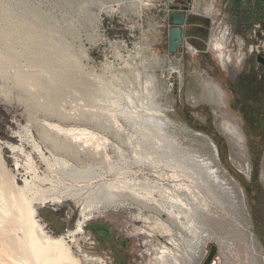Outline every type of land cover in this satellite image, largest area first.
Returning <instances> with one entry per match:
<instances>
[{"label": "rangeland", "instance_id": "obj_1", "mask_svg": "<svg viewBox=\"0 0 264 264\" xmlns=\"http://www.w3.org/2000/svg\"><path fill=\"white\" fill-rule=\"evenodd\" d=\"M168 2L0 0V173L7 174L9 178L15 176L19 185H23L27 176L28 180L32 179L25 168L30 159L36 172L46 178L47 182L42 187L50 186V182L56 188L66 186L80 191L79 198L46 203L37 209L39 222L51 236L74 229L82 217V202L92 204L86 210L92 218L85 223L84 233L65 236L69 251L81 264L152 262L157 248L153 244L156 242L151 236L139 231L140 228L157 231L158 215L149 207L154 206L153 202L147 203L144 198H139L145 201L146 207L131 203L127 196L121 194V189L116 191L118 195L110 202L109 198H104L106 195L101 190L103 188L99 189L98 185L113 181L111 183L119 186H133L128 187L126 192L151 190L152 197L162 200L165 199L161 194L162 188L166 187L171 193L170 184L179 181L189 184L187 178H184L182 166L177 168L181 163H175L182 159L185 150L191 152L200 147L188 135L187 127L203 132L212 139L221 165L243 188L245 203L251 215V229L264 249V65L257 60V56L264 58V0H191L193 12L183 27L186 42L178 48L176 54L169 53L166 19ZM178 2L175 0V3ZM207 4L213 6L212 15L203 12ZM225 23L229 25L228 46L232 50V62L224 67L208 42L211 34ZM237 36L243 39V47L239 46L240 38ZM187 43L197 48L195 53L190 52ZM242 48L245 58L241 64L234 66L233 55ZM177 61L182 64V74L171 72ZM206 79L221 85L228 104L227 111L246 137L252 160L250 176L231 162L227 143L214 125L213 108L205 102L194 103L202 92L201 83ZM147 92L154 94L149 95ZM148 105L156 107L152 108L155 112ZM164 105L167 106L166 111L161 110ZM141 106L147 107L150 112ZM135 111L141 116L135 114ZM159 113L175 125L164 128L165 131L157 128L159 132L156 135L159 136L163 131L159 137L163 142H160L164 145L168 141L166 146L176 154L165 148V145L160 146V139L155 135L156 123L153 122V125L151 122L155 119L147 117L148 114ZM138 116H144L143 120L137 119ZM146 117L150 119L148 124V120H144ZM139 122L155 127L153 131L158 139H154V135L149 137L153 132L151 127L146 128L145 125V131L151 129L147 131L149 134L146 137L144 125ZM47 123L68 128L83 127L98 133L102 139H98L97 143L95 140L93 143L89 141L86 146L87 139L82 136L81 140L74 143L72 154L40 133L45 124L43 126L52 132L51 136L71 140L70 136L50 130ZM28 135L34 144L29 142ZM169 143H176L173 146L179 147L174 148ZM13 146L22 148V151L12 150ZM163 148L168 149L169 153ZM160 149L166 155L159 152ZM181 149L183 152H179ZM172 154L176 158L180 157L178 161L172 159ZM171 163L177 166L173 167ZM17 165L21 166L20 170ZM83 171L90 174L85 173L88 178L82 176L86 178L83 181L88 179L92 182H81L78 175L81 177ZM174 172L178 175H173ZM181 174L182 179L179 177ZM102 177L103 180L100 179ZM205 201L206 209L202 205L195 208L194 203V208L191 207L196 216L193 220L197 221H194L197 226L195 229L200 228L195 233L199 235L201 231L200 235L206 237L207 241L200 264L208 257L212 245L219 247L214 231L216 226L219 227L218 220L225 211L222 209H227L224 202V205L215 203L210 195L206 196ZM139 214L145 220H136ZM101 227H106L108 234ZM233 242L228 245L227 256L220 248L217 249L210 264H247V257L241 254L236 239ZM176 243H179L175 250L177 253L182 251L184 255L187 252L186 257L192 255L186 244L184 246L179 241ZM51 252L54 251L48 253L54 254ZM236 253L240 255L237 257ZM52 256L44 258L51 260ZM87 257H99L102 261H90ZM44 258L38 257L35 261L39 263L34 262L40 264ZM58 263L70 264L65 260ZM10 264L14 262L10 261Z\"/></svg>", "mask_w": 264, "mask_h": 264}, {"label": "bare ground", "instance_id": "obj_2", "mask_svg": "<svg viewBox=\"0 0 264 264\" xmlns=\"http://www.w3.org/2000/svg\"><path fill=\"white\" fill-rule=\"evenodd\" d=\"M203 12L207 15H212L213 14L212 4H207L206 6H204ZM237 38H240V41L238 42L239 46L243 47V39L239 36H237ZM229 40H230L229 25L227 23H225L222 26H220V28L217 31H215L214 33L211 34L210 40L208 42V46L212 50L215 51L216 56L218 57L221 65L224 67L228 63H230L228 65H231V62H232V55H231L232 50L228 46ZM187 48L190 50L191 53H195V51L197 49L193 45H191L190 43H187ZM233 57L235 59L234 66H235V64H236V66H237V64H241V62L245 58V52H244L243 48H242V50H238L233 55ZM181 65H180V62L177 61L176 64L174 66H172L171 72L178 71L180 74H182ZM201 88H202L201 89L202 92L198 97L195 98L194 103L195 102H205L213 108V110H214V125L217 128V131L223 136V138L225 139V141L227 143V148H228L229 157H230L231 162L234 164V166L237 167V169L246 173L247 176H250L251 170H252V160H251V155L249 152L248 144L246 141V137H245L241 127L237 123V121L233 120L232 116L227 111L228 104L226 103L225 92H224L223 88L221 87V85L217 81L207 80V79L202 81ZM152 89H150V90L153 91ZM156 91H157V89H156ZM150 93H153V92H150ZM150 93H148V94L150 95ZM134 94H136V93H134ZM129 97H128V99H129ZM131 98H132V96H131ZM137 102H139V101H137ZM148 103H149V101H148ZM139 104H140V102H139ZM134 105H135V103H134ZM155 105L157 106V104H155ZM136 106H133V107L136 108ZM159 106L161 107V105H159ZM159 106H157V107H159ZM149 107H151V110H153L152 108H154V109L156 108L154 106L152 107L151 105ZM142 108H144V107H142ZM146 109H147V107L144 108V110H146ZM140 110H143V109H140ZM147 110H148V112H150L149 111L150 109H147ZM161 110L166 111L167 106L164 105V108H162ZM136 111H137V109H136ZM136 111H135V114L140 115L139 112H136ZM153 111L155 112V110H153ZM157 111H159V110H157ZM125 112L126 111L124 110V113ZM133 112H134V110H133ZM124 113H123V115L125 116L126 113L125 114ZM131 114H133V113H131ZM137 115H135V116H137ZM140 116H138L139 118L138 117H136V118L140 119L141 118ZM125 117H127V116H125ZM147 117H149L151 120H153V119L156 120V121L155 120L151 121L152 124H153V122L156 123V125H155V126H157L156 129L157 128H159V129L166 128L167 129L169 126L173 127L175 125L171 120L167 119L166 116L161 114V113H159L157 115L148 114ZM147 117L144 118V120L145 119L148 120ZM129 118H128V120H129ZM133 118H135V117H133ZM133 118H131V119H133ZM142 118L140 120H143ZM149 120H148V122H146V124H148L150 122ZM159 120H160L159 124L163 127H161L158 124ZM133 121L134 120H132L131 122H133ZM142 122H139V123H140V125H144L143 127H144V131H145V125L146 124H142ZM139 123H137V125ZM152 124H150V125H152ZM43 125L45 126V124H43ZM43 125L40 129V133L43 134L49 140H51L56 146L61 147L62 149L66 150V151L73 152L74 143L79 139L81 140L82 136L83 137L85 136L87 139V140L85 139L86 140V142H85L86 146H88L87 142H89V141L92 142L93 140H95L96 141L95 143H97L98 139L99 140L102 139V137H100L98 135V133H96L92 130L83 128V127H70V128H68V127L60 126L56 123H47L48 127H50V130L53 129L58 134H62L64 136H70L71 137V140L60 139L61 138L60 136H59L60 138L57 137L56 135L51 136L52 132L50 131L51 132L50 133L48 131V129L46 127H44ZM146 126H147L146 128L151 127L148 125H146ZM151 129H152L153 134H150L149 137L154 135L153 130L155 129V127L154 128L151 127ZM156 129H155V131L157 133L155 132V135L156 134L158 135L159 129H157V130ZM185 129H186L188 135L190 137H192L194 139V141L196 143H198V145L200 146L198 149L192 148L194 151L191 150V152H189V150L188 151L185 150L186 153L184 152V155L183 154H182V156L180 155L182 159H180L178 161L177 159H179L180 157L179 158L174 157L175 155H173V154L175 152L173 153L169 149L170 147L166 146V145H168L167 144L168 141L164 145H165V148H168L170 150V152L173 153L172 154L173 157L172 156H169V157H172V159L176 158L175 160L178 161V162H175L173 160L172 162H175L177 164L179 162L181 163V165L178 164L180 167L178 166L177 168H181V166H182L181 169L184 172V178L185 177L187 178V180L189 181V184H184L183 182L179 181L180 179L183 178V174H181L182 177L180 175L179 176L180 179L177 178L179 181L178 183H174L173 185L169 183L172 186L171 190H170V191H172L171 193L167 191L166 187L162 188L163 191L161 194H162V197L164 196L163 198H165V199H162V197L160 196L162 200H159V198L155 199L154 197H152V192L149 189H148L149 191H145V192H140L137 190L136 193L133 191H132V193H129V190H127V192H128L127 193L126 189H128V187H130V185L129 186L128 185L123 186L124 185L123 184V185L119 186V185H116L115 183H111L113 181H111V182L106 181V183L103 182V184L98 185V188L104 189V190L101 189L103 191V194L106 195L104 198H106V197L109 198L110 202H111V200H113V198L115 196L118 195L116 193V191L119 189H121L122 195L127 196L132 201L131 203L134 202L138 205H141L142 207H146L145 201H141V200H139V198L140 199L144 198L147 201V203H148V201L153 202L154 206H149V207L152 208L154 210V212H156V214L158 215L156 217L157 231L156 230L145 231L141 228L139 231L140 233L151 236L152 239L156 242V244H153L155 247L157 246L156 252H155L153 260L150 264H200L201 263L202 259L204 258V255H205L207 241H206V237H203L202 235H200L202 233L201 231L200 232L198 231L200 233L199 235L195 233L200 228L195 229L197 226L195 227V223H194L195 220H193V217H195L194 219H196V216H194V214L192 213L191 207H193L192 203H194L196 205V206H194L195 208L198 207V205L199 206L202 205L203 207L204 206L206 207L207 205L205 204V202H206L205 200H206L207 195L212 196L213 199L215 200V203L216 202L217 203L224 202L225 206H227V209H224V208L222 209L223 211L224 210L225 211L221 215L222 217L218 220L219 227L216 226L217 229H215V231H214L216 233V234H214V238L218 242L221 252L225 256H227L228 245H230V243L233 244L234 243L233 239H236L237 245H238L239 250L241 251V254L243 255V257L244 256L247 257V259H246L248 261L247 264H264V249H263L261 243L259 242L258 238L256 237V235L253 233V231L251 229V215H250L248 207L245 203V196H244L243 188L237 182V180L235 178H233L230 174H228L226 169L221 165L220 160L218 158L217 147L214 145L215 146V148H214L213 145L211 144L212 139L209 137L211 139V141H210V139L207 138L206 134L203 132L195 131V130H192L188 127ZM148 130L145 131L146 137L149 134V133L147 134ZM164 131H165V129H164ZM25 132H26V130H25ZM161 133H163V131ZM161 133H159V134L161 135ZM164 134H162V135H164ZM155 135H154V137H155ZM160 135L157 137L159 138ZM168 135H169V132H168ZM129 137H131V134ZM28 138H29L28 139L29 142H32L34 144V140L32 139V137L30 135H28ZM158 138L155 137L154 139L157 140ZM161 138H162V136H161ZM165 138H166V136H165ZM165 138L164 139L162 138V139L165 140ZM182 138H183V136H182ZM168 139L171 140L170 138H168ZM168 139H166V140H168ZM152 140H149V141L152 142ZM156 140H155V143H156ZM160 141H161V139L159 140V143L163 142V141H161V142ZM170 142H172V141H170ZM169 144H171V143H169ZM161 145H163V143H161L160 146ZM171 145L172 146L176 145V143H173ZM35 147H36V143H35ZM177 147H179V146H177ZM177 147H174V148H177ZM185 147H182V149H184ZM15 149H17V151H22V148L13 146L12 150H15ZM157 149H159V146H158V148H155L156 151H157ZM163 149H160L159 152L165 153L164 155H166V152L169 153V151H167L168 149L167 150L164 149L166 152H164ZM171 149H173V148H171ZM35 150H37V149H35ZM175 150H177V149H175ZM179 152H183V150L179 151ZM72 154H74V152ZM87 154H88V152H87ZM178 156H179V154H178ZM263 158H264V155H263ZM167 159H168V157H167ZM172 159H170V160H172ZM32 164L33 163L29 159L27 162V165L25 167L26 171L30 172V174L32 175V179L28 180L27 179L28 176H27L24 180L23 185H19V182L15 179V176L11 175L12 177L9 178V176H7V174H4L2 172L0 173L1 174L0 175V264H10V261H12V263L14 262V264H15V262H16V264H21V262L23 261L22 263L24 264L25 260L27 262V263L25 262V264H34L37 261L38 257H41V259H42V257L44 258L45 256H48V255H50V256L55 255L54 256L55 258L53 256H52L51 260H46V258H44V262H41V263L59 264L58 263L59 261L62 262L63 260H65L66 262L69 261L70 264L71 263L72 264H81L77 259H75L72 256L73 254L71 253V251H69V247L67 246V244L65 242V236H73L75 234L84 233L85 223L92 218L91 213L86 211V210H88L89 209L88 207L91 206L92 204L89 205L87 203L88 201L84 202V203L82 202V204H83L82 210H81L82 217L78 220L76 227L74 229H70L66 233L60 234L57 236L49 235L45 231L43 224L40 223L39 219L37 218V213H38L37 209L39 207L45 205L46 203L59 202L63 199H69V198L70 199H75L77 197L79 198V192L80 191L78 192V191H75L71 188L70 189L65 188L66 186L65 187L62 186L63 188H60V187L56 188V186H54L50 182H49L50 186L42 187V184H46L45 182H47L46 178H44L43 175L40 176L36 172V169ZM177 164L171 163V166H173V165L177 166ZM66 165H68V162ZM0 166L2 167L1 162H0ZM176 166H173V167H176ZM17 168H18V170H20L21 166H18ZM74 168L75 167H73V169ZM111 170H112V167H111ZM85 173L87 174L86 171L84 173H81L82 174L81 177H80V175H78L79 178H81V182L83 181V178L86 177L84 175ZM174 174H176V172H174L173 175ZM87 175H90V174L88 173ZM177 175H178V173L176 174V176ZM263 175H264V168H263ZM74 176H76V175H74ZM82 176H85V177H82ZM86 178H88V177H86ZM173 178H176V177H173ZM100 179L103 180V177ZM49 181H51V180H49ZM86 181H89V180L87 179V180L83 181V183ZM92 181L93 180H91L89 182H92ZM174 181H177V180H174ZM127 182H128V180H127ZM122 183H124V182H122ZM134 183H136V182H134ZM139 183H141V181ZM86 184H88V183H86ZM77 185H79V184H77ZM90 185H92V184H89L88 186H90ZM132 187H130V188H132ZM169 189H170V187H169ZM133 190H135V188H133ZM141 190H144V189H141ZM159 191L161 192V189ZM224 191H226V194ZM99 192L101 193V191H99ZM137 192H139V193H137ZM157 194H158V192H157ZM94 196L95 195H93V197ZM157 200H159V201H157ZM108 202H106V203H108ZM224 203H222V204L224 205ZM222 204H221V206H222ZM140 211H143V210H140ZM162 216H164V217H162ZM230 218H234V220H231ZM136 220L141 221V220H145V218H143V215L139 214L136 216ZM195 222H197V221H195ZM199 222H201V221H199ZM199 224H197V225H199ZM208 235H209V233H208ZM202 238H204V239H202ZM178 241L180 243H184L182 245L185 246V244H186L190 248V249L188 248V250H190V252L192 254L190 257H186V256H188L187 252H185V253H187L186 255L184 253L185 256L182 254L183 253L182 251H181L182 253L176 252L177 251L176 246H178L177 244H179L176 242H178ZM170 245H171V247H169ZM50 250L54 251V252H51L54 254H49L48 252ZM183 251H185V250L183 249ZM47 253H48V255H46ZM239 255H240V253H236L237 257ZM86 256H88V255H86ZM8 258H10V259H8ZM41 259H39V260L41 261ZM86 259H90V261H97V262L102 261L101 258H99V257H95V258L94 257L93 258L87 257ZM86 259H85V261H86ZM88 261H87V263H88ZM36 263H39V261ZM89 264H91V263H89Z\"/></svg>", "mask_w": 264, "mask_h": 264}, {"label": "water", "instance_id": "obj_3", "mask_svg": "<svg viewBox=\"0 0 264 264\" xmlns=\"http://www.w3.org/2000/svg\"><path fill=\"white\" fill-rule=\"evenodd\" d=\"M184 10H188V6H183ZM189 20V15L185 13H181L178 11H173L168 16V21L172 24L170 28V35H169V53L176 54L178 52V48L183 44V26L187 24ZM257 60L264 65V58L261 56H257ZM209 138L208 135H206ZM210 139V138H209ZM211 141V139H210ZM211 144L215 148L213 142ZM219 249L218 245H212L210 247V252L206 260L203 264H210L211 259L215 251Z\"/></svg>", "mask_w": 264, "mask_h": 264}, {"label": "built area", "instance_id": "obj_4", "mask_svg": "<svg viewBox=\"0 0 264 264\" xmlns=\"http://www.w3.org/2000/svg\"><path fill=\"white\" fill-rule=\"evenodd\" d=\"M179 1L180 2L175 3V0H169V2L166 4V19L167 20H168L169 14L171 12H173V11H178V12H181V13H185L186 15H189L190 13L193 12V10L191 9V6H190L191 5L190 4L191 0H179ZM184 5L188 6V10H184V8H183ZM167 26H168V35H170L169 31H170V28L172 27V24L169 21H167ZM184 42H186V37H185L184 31H183V43Z\"/></svg>", "mask_w": 264, "mask_h": 264}, {"label": "crops", "instance_id": "obj_5", "mask_svg": "<svg viewBox=\"0 0 264 264\" xmlns=\"http://www.w3.org/2000/svg\"><path fill=\"white\" fill-rule=\"evenodd\" d=\"M101 230L105 231L108 234V229L106 227H101Z\"/></svg>", "mask_w": 264, "mask_h": 264}, {"label": "trees", "instance_id": "obj_6", "mask_svg": "<svg viewBox=\"0 0 264 264\" xmlns=\"http://www.w3.org/2000/svg\"><path fill=\"white\" fill-rule=\"evenodd\" d=\"M239 3V2H238Z\"/></svg>", "mask_w": 264, "mask_h": 264}]
</instances>
